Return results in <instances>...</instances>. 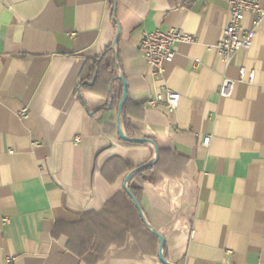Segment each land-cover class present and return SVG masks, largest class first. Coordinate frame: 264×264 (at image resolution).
I'll return each instance as SVG.
<instances>
[{
  "label": "crops",
  "instance_id": "obj_1",
  "mask_svg": "<svg viewBox=\"0 0 264 264\" xmlns=\"http://www.w3.org/2000/svg\"><path fill=\"white\" fill-rule=\"evenodd\" d=\"M229 2L0 0V264H164L122 195L131 167L158 160L141 210L170 263L264 264V16L246 15L255 38L226 62ZM173 27L196 42L156 75L142 33ZM109 47L116 73L105 59L79 91ZM115 75L134 133L154 144L121 139ZM165 89L177 109L149 104Z\"/></svg>",
  "mask_w": 264,
  "mask_h": 264
},
{
  "label": "built area",
  "instance_id": "obj_2",
  "mask_svg": "<svg viewBox=\"0 0 264 264\" xmlns=\"http://www.w3.org/2000/svg\"><path fill=\"white\" fill-rule=\"evenodd\" d=\"M230 21L224 29L222 37L218 43V49L226 62H230L234 55L243 49L251 46L255 38V28L246 29L243 26V21L247 14L255 17V21H260L264 16L263 0H230L229 2ZM196 42L195 35L185 32L178 28L168 30L156 29L154 31H144L141 36L140 45L142 56L152 68L154 74H163L164 66L172 63L177 47L181 43ZM246 74L245 69H242V75ZM254 71L248 73L249 80H253ZM224 91L227 85H224ZM181 94L172 89H165L157 97L151 98L149 104L156 106L158 102L164 101L170 110L177 109L180 102ZM22 114L26 115L27 109H22ZM81 141L78 136L75 142ZM210 135H205L203 145L209 144ZM10 262V259H8Z\"/></svg>",
  "mask_w": 264,
  "mask_h": 264
},
{
  "label": "trees",
  "instance_id": "obj_3",
  "mask_svg": "<svg viewBox=\"0 0 264 264\" xmlns=\"http://www.w3.org/2000/svg\"><path fill=\"white\" fill-rule=\"evenodd\" d=\"M115 55L116 54H115L114 49L112 47H109L104 52V54L102 56L90 59L87 62L86 66L83 70L82 78H81L80 84L78 86L79 91L82 92L83 88L88 87L87 85H89V83H90L91 76H97L98 75V72H99V70H101V67L103 64L102 61H104L105 59H107V61L109 63V67H111L112 73L115 74L116 73V70L114 67ZM113 82H118L120 87H121V90H123V81L120 78H118L117 75L114 76ZM114 97L116 98L115 92H112V98H114ZM125 105H126V103H125ZM123 109L121 111L122 112L121 115L123 116L122 123H124V134L130 139L145 138V139L150 140V141H144V142L125 140L124 144L126 146H138L139 147V146H146L148 143H151V142L154 143L152 138H150L148 136H143V135L134 133V128H133L130 120L127 117H125ZM136 135H138V136H136ZM158 151H159V157H160L161 151L159 149H158ZM158 163H159V160L156 163H153V161H150V162L145 163L143 165L130 168V173H133V174L129 180L128 189L133 194L135 199L138 200L140 206H141V195H142L144 184L148 183V182L156 184L161 180V178L157 175V172H156V168L158 166ZM122 195L127 200V203H129V205L134 209V211L137 214L138 220H140V223H142L141 228H142L143 234L150 239L153 238V239L159 241V238L153 232H151V229L148 226L147 221L145 220V217L143 216V214L141 212L142 210L139 211L137 209V207L133 203V200L129 196L126 189L124 190ZM164 256L167 259L165 246H164Z\"/></svg>",
  "mask_w": 264,
  "mask_h": 264
},
{
  "label": "water",
  "instance_id": "obj_4",
  "mask_svg": "<svg viewBox=\"0 0 264 264\" xmlns=\"http://www.w3.org/2000/svg\"><path fill=\"white\" fill-rule=\"evenodd\" d=\"M121 78H122V81H123V84H124V88H123V96H122V100H121L120 105H119V112H121L122 107H123L125 101H126L127 98H128L127 81H126V79H125L124 77H121ZM119 123H120V122H119ZM120 137H121V139H123V140H127V141H128V140L137 141V142L150 141V140L145 139V138L130 139V138H128V137H127V136H126L121 130H120ZM151 144H154V143L151 142ZM157 153H158V149L156 148V154H157ZM154 162H156V160H155ZM132 174H133V173H129V174L127 175V177L125 178V189L127 190L129 196L132 198V200H133L135 206L137 207V209H138L139 211H141V206H140L138 200L135 199V197L133 196V194H132V193L130 192V190L128 189V183H129V180H130ZM141 212H142V211H141ZM151 231H152V232H153V233L159 238V240H160V252H159V259H160V261H161L162 263H164V264H172V263H170V262L165 258L164 254H163V248H164V246H165V238H164V236H163L160 232H158L157 230H155V229H151Z\"/></svg>",
  "mask_w": 264,
  "mask_h": 264
}]
</instances>
